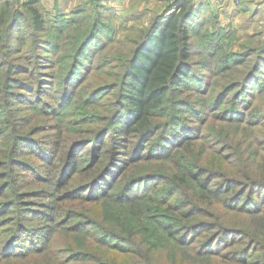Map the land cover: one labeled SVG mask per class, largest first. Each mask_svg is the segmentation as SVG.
I'll list each match as a JSON object with an SVG mask.
<instances>
[{
    "label": "trees",
    "instance_id": "16d2710c",
    "mask_svg": "<svg viewBox=\"0 0 264 264\" xmlns=\"http://www.w3.org/2000/svg\"><path fill=\"white\" fill-rule=\"evenodd\" d=\"M104 1L88 0L72 13L58 10L55 16L43 8L46 17L36 6L41 0H0V68L6 73L9 106L16 99L36 104L45 114L61 116L79 100L89 53L102 48L103 35L108 37V25L95 14L90 16L102 13ZM208 12L201 0H173L154 16L121 67L119 79L85 92L86 104L115 96L107 124L89 140H46L36 137L45 131L44 126L22 130L25 123L12 116L17 108L5 118L0 115V264L46 258L55 229L68 218L60 219L58 205L75 198L95 203L116 198L121 202L123 230L109 232L110 238L100 241L115 253L132 258L126 264H188L176 253L168 255L166 262L160 261V240L183 250L193 263L264 264V157L256 161L241 148L231 159L215 149L217 162L213 159L214 165L209 166L183 154L203 145L205 135L192 116L203 122L211 114L253 128L264 121V111L250 109L247 97L264 93V45L250 63L251 50L226 48L230 35L226 25L209 30L213 17ZM46 24L57 33L55 38L47 33ZM27 26L32 46L25 63L11 56L22 49L15 42L27 38ZM74 29H81L79 36L69 35ZM64 34L69 39L65 48L69 54L60 57L71 60L51 80L48 77L53 74L41 70L40 59L47 58V52L59 55L57 38ZM194 35L202 38L199 45L193 41ZM197 54L201 58L192 60ZM232 69L242 76L207 100L210 92L205 75ZM23 73L31 75L32 82ZM192 83L199 92L194 100L180 95ZM231 93L230 103L223 106ZM51 95L54 104L44 98ZM87 147L85 156L82 153ZM77 178L82 182L70 187ZM34 180L43 184L39 190L27 188ZM139 185L144 191L137 194ZM233 215L242 218L236 220ZM124 219L133 226H125ZM58 256L52 264L75 260L117 264L83 247L60 251Z\"/></svg>",
    "mask_w": 264,
    "mask_h": 264
},
{
    "label": "rangeland",
    "instance_id": "374dc122",
    "mask_svg": "<svg viewBox=\"0 0 264 264\" xmlns=\"http://www.w3.org/2000/svg\"><path fill=\"white\" fill-rule=\"evenodd\" d=\"M198 1L200 0H197V2ZM201 1L208 9L209 16L213 17V21L209 24V30H216L219 28L220 24L226 25L230 30V35L224 43L226 48L236 52L251 50L254 53L250 58V63H252V59L255 58V53L264 45V5L263 7L258 5L257 9L246 13V17L244 18L238 16L239 8H245L248 4H251L250 0H241L239 4H235L233 0H230L231 2L229 4H222L221 0ZM256 4L259 3H255V5ZM103 5L101 10L102 13H91L90 16L96 15L108 25V37L103 35L102 48H95L89 53L88 59H91H86L88 60L86 76L81 84V88L83 86V94L79 96V100L75 104L73 103L69 106L65 114L61 116L56 115L54 112L45 114L42 109L34 107L36 104L33 105V103L21 102L16 99L15 103L9 106V103L6 101L4 86L6 73L1 72L2 69L0 68V115L3 118H5L9 111L13 113L12 110L17 108L16 113L12 116H14V118L17 117L19 122L25 123V125H21L22 130L29 131L32 125L38 128L44 126L45 131L37 133L36 137H43V139L46 140L50 138L56 139L58 137L62 140L68 138L69 142L76 139L89 140L93 137L95 131L100 130L107 124L108 120L106 118H108L110 113V102H112L115 96L109 94L105 97H100L98 102L86 104L85 100L87 95H85V92L90 89L98 88L101 85L116 82L119 79L122 70L121 67L125 65L131 57L144 29H147L156 14L165 9L167 3L157 4L154 2H139L133 5L129 4L128 7H126L125 4H119L118 8L115 7V10L110 8L113 4L104 3ZM36 6L43 14L45 12L43 8H45L51 15H56L52 7L48 8L49 10L45 7V3H38ZM44 16L46 15L44 14ZM28 25H30L29 20ZM46 26L48 30L47 33H51L50 36H54L55 38L57 33L52 31L47 24ZM26 28L28 32L27 38L23 41L17 40V42H15V44L21 46L22 49L11 56L13 60H21L25 63H27V60L24 59V57H26L25 54L32 46V39L29 35L30 27L28 28L27 26ZM80 30L74 29L71 33L68 32V34L79 36L81 33ZM46 36L48 37L49 34H46ZM57 39L58 44L61 46L59 55L44 50V52H47V58L40 59L43 64L41 65V70L53 74L48 77V79L51 80H55L63 69L66 70L71 60L69 58L62 60L60 57L61 54L65 56L69 54L68 50L67 52L65 50L66 44L69 42H67V40H69L67 36L64 34L58 36ZM193 41L196 45H199L202 38L194 35ZM200 58L201 56L197 54L192 60L196 61ZM4 60L5 56L3 57V61ZM249 64H246L244 69H246ZM244 69L242 71H244ZM241 74L242 72H238L235 69L219 75L208 72L204 80L208 83L206 88H208L210 92L208 95H210L207 96L206 99H212L225 85L242 76ZM262 75L264 77V73H262ZM21 76L30 82L33 80V77L27 73H23ZM211 88H214V92L212 91L213 95L211 94ZM250 89H253V87ZM196 91V86L192 83L187 85L186 89L180 93V95L187 99L194 100L199 96V92ZM52 92H54V90H52ZM232 94L233 93L227 97L223 106H227L230 103L229 100ZM247 97L250 99V104H248L250 109L256 107V109L264 111V93L261 95L257 92L255 95ZM44 98L51 104L56 103L52 95L45 96ZM246 107L247 106H242L241 108L246 110ZM192 118H195V123L200 125L201 132H203L205 136L203 140H201L203 145H196L183 153L186 158L190 160H196L197 158L201 160V162L211 166L214 165L213 159L217 162L218 158L217 155L214 154L215 149H221V151H224V153L232 159L235 152L241 148L245 150L244 152L247 155L253 156L256 161L264 157V121L253 128L247 123H230L218 119L211 114H208L207 120L203 122H200L194 116H192ZM56 126H58L57 130L52 129ZM58 130H62L60 131L61 133H59ZM54 131H57V133L53 134ZM51 134L53 135L51 136ZM111 136L112 134L107 136L106 147L110 145ZM62 144H64V141H62ZM89 148L87 147L82 154L86 156L89 152ZM36 160V164H39L40 160ZM226 160L230 159H225L224 162ZM167 164L168 163H166L165 166ZM30 178H32V176H30ZM76 182L79 183L82 181H79L77 178L76 181H73V185L70 183L69 186H75L77 184ZM26 186L29 190H39L43 184L34 180L30 181ZM143 191L142 185H139L135 190L137 194L140 192L143 193ZM58 206L62 214L60 219L63 220L67 216L68 218L65 219L63 225L55 229L53 234V238L55 239L52 242L48 256L46 258L38 256L37 258L29 260V262H8L5 264H52L53 262L51 261L59 258L58 254L60 251L68 252V250L70 251L72 248L77 247H83L88 251L94 252L96 256L108 259L117 264H126L132 260L130 257L115 253L100 241V238H110L111 235L108 234L109 232H114L116 230L121 232L123 230L121 228V226L124 225L121 219L123 216V206L118 199L115 198L106 203H95L75 198L71 201H63ZM133 209L135 212L141 211L139 208ZM233 216L236 220H238L239 217L242 218L241 215H239V217ZM124 220L126 221V219ZM80 223L86 224L81 227L79 226ZM125 226L131 227L133 225L127 220ZM105 230L108 231L105 232ZM140 237L144 238L143 236H138V238ZM159 246V252L161 254L160 261L162 262L168 260V255L176 253L179 260L186 261L187 259L186 263L188 264H199L193 263V261L185 255L183 250L180 248H173L166 240H160ZM70 264H89V262L75 260Z\"/></svg>",
    "mask_w": 264,
    "mask_h": 264
},
{
    "label": "crops",
    "instance_id": "0c3cea01",
    "mask_svg": "<svg viewBox=\"0 0 264 264\" xmlns=\"http://www.w3.org/2000/svg\"><path fill=\"white\" fill-rule=\"evenodd\" d=\"M88 0H41L42 3H45V7L48 9L52 7V9L57 13L58 10H60L64 14H69L74 12L77 7L82 3L86 2ZM170 1L173 0H105L104 3L106 4H113L110 8H113L115 10V7L118 8L119 4H125L126 7L129 6V4L133 5L135 3L139 2H154L157 4H163V3H169ZM222 4H229L231 1L230 0H221ZM234 1V0H233ZM251 4H248L245 8H239V13L238 16L246 17V13H249L252 10L257 9L258 5L260 7H263L264 5V0H250ZM254 2V3H252ZM255 3H259L256 4ZM49 10V9H48ZM249 15V14H248Z\"/></svg>",
    "mask_w": 264,
    "mask_h": 264
},
{
    "label": "built area",
    "instance_id": "2783aa9c",
    "mask_svg": "<svg viewBox=\"0 0 264 264\" xmlns=\"http://www.w3.org/2000/svg\"><path fill=\"white\" fill-rule=\"evenodd\" d=\"M241 2V0H234L235 4H239Z\"/></svg>",
    "mask_w": 264,
    "mask_h": 264
}]
</instances>
